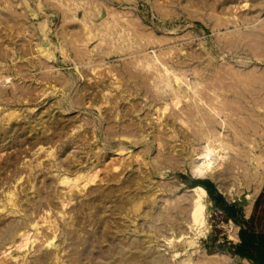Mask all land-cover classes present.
I'll return each instance as SVG.
<instances>
[{
  "label": "rangeland",
  "instance_id": "1",
  "mask_svg": "<svg viewBox=\"0 0 264 264\" xmlns=\"http://www.w3.org/2000/svg\"><path fill=\"white\" fill-rule=\"evenodd\" d=\"M211 100L236 151L203 178L183 136ZM194 180L250 221L248 243ZM250 259L264 264V0H0V264Z\"/></svg>",
  "mask_w": 264,
  "mask_h": 264
},
{
  "label": "bare ground",
  "instance_id": "2",
  "mask_svg": "<svg viewBox=\"0 0 264 264\" xmlns=\"http://www.w3.org/2000/svg\"><path fill=\"white\" fill-rule=\"evenodd\" d=\"M176 83L178 84L179 88H183L178 78L176 80ZM227 102L228 103H225L224 105L225 106L227 105L226 107H228V109L232 108L233 106L230 105L229 101ZM198 107H200L201 109H206V111L204 110V114L202 113L203 114L202 115L201 113H197L196 115L192 111L189 114V118L196 119L198 115L201 114L203 121L200 123L201 124L200 127L205 128V130H203L201 134H198L195 137L187 134L183 136L184 145L186 147H190L189 151L188 152L186 151L187 153L185 157L186 156L188 157L190 154L191 168L193 169L194 175L203 178L215 177L217 176V173L222 169L223 166H226L227 167L226 169H228L229 159L226 158L225 155L231 152V150L232 151L235 150V148L233 144L230 142V139H225L223 136L216 134L214 131L215 124L219 123V121L217 122V119L218 117H220V113L222 112V109H219L217 104L212 103V100L211 103L206 101L203 102L202 104H199ZM240 110L244 111V107H235L233 109L234 112L235 111L240 112ZM220 123H222V125H225V127L228 129L231 128L234 131L233 134L236 136L235 137L236 139H238V136L240 134H244V132L248 130V125H246L243 122L240 123V125H242L241 127H239L238 125L236 126L233 123H230V125H228V123H226L225 121H222ZM204 136L206 137L205 138L206 148L204 147L205 148L204 151L195 150L194 142L198 140L202 141ZM243 137L244 136H242V138ZM194 192H195L194 195L195 202L202 200L207 195L206 191L203 188H197Z\"/></svg>",
  "mask_w": 264,
  "mask_h": 264
},
{
  "label": "trees",
  "instance_id": "3",
  "mask_svg": "<svg viewBox=\"0 0 264 264\" xmlns=\"http://www.w3.org/2000/svg\"><path fill=\"white\" fill-rule=\"evenodd\" d=\"M194 185H195V187L201 186V187L205 188V190L208 192L209 196L211 198H213V201H214L215 205L217 206V208L220 211L226 213L230 217V220L234 221L241 228V232L239 235L241 242L242 243H248L250 241V235H251V231L249 228L250 221L244 220V222L239 223L237 220V217L239 216V211L237 210V208L235 206L228 204L225 201V199L223 198V196L220 195L218 192L214 193L213 192L214 190L211 187H209L208 185H206L204 182L199 181V180H194ZM237 255L242 257L241 254H237ZM250 260L253 262V264H258L255 261H253L252 259H250Z\"/></svg>",
  "mask_w": 264,
  "mask_h": 264
},
{
  "label": "crops",
  "instance_id": "4",
  "mask_svg": "<svg viewBox=\"0 0 264 264\" xmlns=\"http://www.w3.org/2000/svg\"><path fill=\"white\" fill-rule=\"evenodd\" d=\"M205 189V188H204ZM207 192V191H206ZM207 194H208V192H207ZM251 210V209H250ZM250 210L248 211V209H247V212L249 213L250 212Z\"/></svg>",
  "mask_w": 264,
  "mask_h": 264
},
{
  "label": "water",
  "instance_id": "5",
  "mask_svg": "<svg viewBox=\"0 0 264 264\" xmlns=\"http://www.w3.org/2000/svg\"><path fill=\"white\" fill-rule=\"evenodd\" d=\"M237 256H239V255H237ZM239 257H241V256H239ZM242 258V257H241Z\"/></svg>",
  "mask_w": 264,
  "mask_h": 264
}]
</instances>
